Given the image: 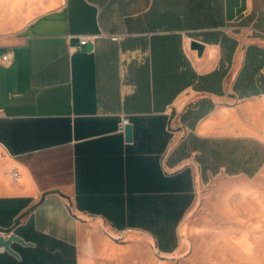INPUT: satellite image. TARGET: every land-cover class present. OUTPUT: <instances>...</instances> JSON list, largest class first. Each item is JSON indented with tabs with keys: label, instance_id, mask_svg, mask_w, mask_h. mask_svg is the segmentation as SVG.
<instances>
[{
	"label": "crops",
	"instance_id": "obj_1",
	"mask_svg": "<svg viewBox=\"0 0 264 264\" xmlns=\"http://www.w3.org/2000/svg\"><path fill=\"white\" fill-rule=\"evenodd\" d=\"M263 168L264 0H0V264L172 254L203 183Z\"/></svg>",
	"mask_w": 264,
	"mask_h": 264
},
{
	"label": "rangeland",
	"instance_id": "obj_2",
	"mask_svg": "<svg viewBox=\"0 0 264 264\" xmlns=\"http://www.w3.org/2000/svg\"><path fill=\"white\" fill-rule=\"evenodd\" d=\"M140 246L138 264H264V168L252 177L219 173L203 183L172 254Z\"/></svg>",
	"mask_w": 264,
	"mask_h": 264
},
{
	"label": "water",
	"instance_id": "obj_3",
	"mask_svg": "<svg viewBox=\"0 0 264 264\" xmlns=\"http://www.w3.org/2000/svg\"><path fill=\"white\" fill-rule=\"evenodd\" d=\"M191 47L193 49H197L199 54H201L205 48V44L199 40H192ZM125 134H126V139L128 141H131L133 138V126H132V124L126 125ZM13 240L20 241V242L24 241L20 236L14 234V233H10L7 237H5V235H2V234L0 235V245L4 246L7 250L12 251V252H14V251L12 250L10 244Z\"/></svg>",
	"mask_w": 264,
	"mask_h": 264
},
{
	"label": "built area",
	"instance_id": "obj_4",
	"mask_svg": "<svg viewBox=\"0 0 264 264\" xmlns=\"http://www.w3.org/2000/svg\"><path fill=\"white\" fill-rule=\"evenodd\" d=\"M101 35H103V34H101V33H99V34H83L79 37V44L76 47L77 48H83L85 45L92 42L95 38H97ZM110 38L112 40H120L121 36L113 34V35H110ZM1 59H2V62L5 64H10L12 62V57H11L10 52L3 54ZM127 124H129V119L127 117H124L120 122V128L122 130H124ZM18 176H19V172L14 171L13 177L16 179Z\"/></svg>",
	"mask_w": 264,
	"mask_h": 264
}]
</instances>
